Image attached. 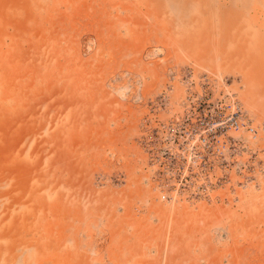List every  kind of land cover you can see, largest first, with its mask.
Segmentation results:
<instances>
[{"label":"rangeland","instance_id":"374dc122","mask_svg":"<svg viewBox=\"0 0 264 264\" xmlns=\"http://www.w3.org/2000/svg\"><path fill=\"white\" fill-rule=\"evenodd\" d=\"M223 93L256 135L175 197L151 153ZM0 264H264V0H0Z\"/></svg>","mask_w":264,"mask_h":264},{"label":"built area","instance_id":"2783aa9c","mask_svg":"<svg viewBox=\"0 0 264 264\" xmlns=\"http://www.w3.org/2000/svg\"><path fill=\"white\" fill-rule=\"evenodd\" d=\"M166 126L161 147L151 153L160 177L166 179L174 196H188L199 190L202 182L194 175L235 165L241 148V135L254 137L256 129L245 116L238 100L231 93L202 95L182 117ZM168 189V190H169ZM160 193L161 199L168 198Z\"/></svg>","mask_w":264,"mask_h":264}]
</instances>
